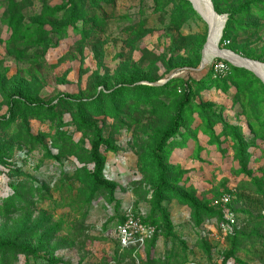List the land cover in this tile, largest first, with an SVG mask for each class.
Listing matches in <instances>:
<instances>
[{
  "label": "rangeland",
  "instance_id": "obj_1",
  "mask_svg": "<svg viewBox=\"0 0 264 264\" xmlns=\"http://www.w3.org/2000/svg\"><path fill=\"white\" fill-rule=\"evenodd\" d=\"M213 1L235 13L217 48L264 64V0ZM208 35L188 0H0V243L18 246L0 264H264V84L240 66L194 76ZM79 118L108 143L102 185ZM224 192L237 225L223 237L209 211ZM129 212L157 235L124 251Z\"/></svg>",
  "mask_w": 264,
  "mask_h": 264
},
{
  "label": "trees",
  "instance_id": "obj_2",
  "mask_svg": "<svg viewBox=\"0 0 264 264\" xmlns=\"http://www.w3.org/2000/svg\"><path fill=\"white\" fill-rule=\"evenodd\" d=\"M212 1V3H213V10L214 11H216V7H214V1L213 0H211ZM217 12V11H216ZM234 15H235V13H231L230 15H229V17H228V20H227V22H226V28L229 26V24L231 23V22H233L234 21V19H233V17H234ZM74 22V21H73ZM226 64H228V66L230 67V74L229 75H227V76H225V77H221V78H219V79H213L212 78V70H208V74L206 73L207 72V70H203V73H202V71L201 72H199L198 74L196 73H192V74H194V76H197V75H200V74H202V75H204L205 74V76L204 77H206V79L208 80V83H218L219 81H221V80H225V79H227V78H230L233 74H234V72L235 71H237V68H235V67H233V66H231L228 62H226V61H224ZM191 73V72H190ZM207 75V76H206ZM203 77V78H204ZM203 78H201V79H196V78H194L193 76L192 77H188L187 79H186V81H184V83L183 84H185V86H187V87H190V85H195V84H198L199 82H201L202 80H203ZM146 88V87H145ZM147 90H151V88H146ZM188 102H189V100H188V96L186 97V99L185 100H183V102L182 103H180L178 106H177V116H176V114H175V116H174V119H173V122H172V126L163 134V137L161 138V140H160V143H159V145H158V147H157V150H159V152H162V150H163V147H164V145L167 143V141L175 134V132L177 131V129L179 128V124H177V118H180V116H181V114H182V111H183V108L186 106V104H188ZM78 126L81 128V129H91V128H93V131H94V140L92 141V143H91V150H90V160H91V162L94 164V167H95V170H96V172H95V178H96V183L97 184H99V185H102V183L101 182H99L98 181V179H97V176H98V174L99 173H101L102 172V170H103V163H102V160H101V158H100V149L103 147V146H107V148H109V146H108V143L106 142V140L102 137V135H101V133H100V130H99V128L97 127V126H94V125H92V124H89V123H87L83 118H79V122H78ZM157 163H156V165H157V167H158V169L159 170H162V172L163 171H165V166H164V163L162 162V159L161 158H159L157 161H156ZM169 188H168V186H167V184H166V181H165V179L164 180H162L161 181V186H160V188H158V190H156V194H155V196L157 197V199H158V201L156 202V204H157V206L159 207V209H161L160 208V206H161V204H162V202H163V199H161V193H163L164 192V190L165 191H167ZM224 194H228L229 195V197H231V201L225 206V208H226V210H228L229 212H231V213H233V217H234V220H235V227H236V225H237V221H236V219H235V215H234V213H235V210H234V208L232 207V200H233V193H231V192H224ZM221 195H223V194H221ZM220 195V196H221ZM218 198H219V196H217ZM216 197V198H217ZM237 199H239V201H245V203L246 202H248L250 199L249 198H244L243 199V197H238V196H235ZM162 210V209H161ZM213 211H209V213H210V215H212V216H214V215H218V223H220V222H222L223 221V210L222 209H220V208H217V207H214L213 206V209H212ZM162 211H164V210H162ZM166 212L164 211V212H162V221H163V224H162V228L164 229V232H165V235L164 236H166V237H171L170 236V234H171V224H170V222L168 221V215L167 214H165ZM122 221V219L119 221V222H121ZM146 221V220H145ZM118 222V223H119ZM156 235H157V228L155 227V233H154V238L156 237ZM153 238V239H154ZM117 245H118V247H119V244H118V242H117ZM120 248V247H119ZM1 249H18V246H16L14 243H10V242H1L0 243V250ZM22 250H24V249H22ZM26 251V250H25ZM124 251H128V250H124ZM228 256H226L225 257V259H227L228 257H229V255H230V253H228L227 254ZM224 259V260H225Z\"/></svg>",
  "mask_w": 264,
  "mask_h": 264
},
{
  "label": "built area",
  "instance_id": "obj_3",
  "mask_svg": "<svg viewBox=\"0 0 264 264\" xmlns=\"http://www.w3.org/2000/svg\"><path fill=\"white\" fill-rule=\"evenodd\" d=\"M220 59L210 65L209 70H212V78L219 79L230 74V67ZM231 65V64H230ZM232 66V65H231ZM231 201L228 194L219 196L214 200L212 205L214 207L224 209L223 221L217 224L219 235L225 236L235 228V220L233 213L226 210L225 206ZM155 227L151 223H147L141 215L129 212L125 215L121 222L114 227V234L121 250H138L153 240ZM213 238H218V235L213 234Z\"/></svg>",
  "mask_w": 264,
  "mask_h": 264
},
{
  "label": "bare ground",
  "instance_id": "obj_4",
  "mask_svg": "<svg viewBox=\"0 0 264 264\" xmlns=\"http://www.w3.org/2000/svg\"><path fill=\"white\" fill-rule=\"evenodd\" d=\"M195 8L200 11V3L201 0H189ZM202 14L209 25V35L207 39V43L204 47V61H203V68L207 67V63L212 61L214 58L222 57L225 59H229L232 63L237 66L243 67V69L252 72L253 74L257 75L264 84V65L259 62L256 63H247L243 62L239 59H236L231 54L223 53L220 48H217V42L219 39L220 30L224 23V17H215L208 9Z\"/></svg>",
  "mask_w": 264,
  "mask_h": 264
},
{
  "label": "water",
  "instance_id": "obj_5",
  "mask_svg": "<svg viewBox=\"0 0 264 264\" xmlns=\"http://www.w3.org/2000/svg\"><path fill=\"white\" fill-rule=\"evenodd\" d=\"M189 1V0H188ZM195 7V6H194ZM200 8H201V10H200V12L202 13H204L205 11H206V9H208L215 17H218V15L216 14V12L213 10V6H212V3H211V1L210 0H201V3H200ZM226 21H227V17L226 16H224V23H223V26H222V28H221V30H220V34H221V31H222V29H223V27H224V25L226 24ZM220 34H219V36H220ZM207 39H208V37H207ZM206 43H207V41H206ZM206 43H205V45H206ZM205 45H204V47H205ZM204 49V48H203ZM205 50V49H204ZM223 53H227V54H231V55H233V57L234 58H236V59H239V60H241V61H243V62H247V63H256V62H254V61H251V60H248V59H245V58H243V57H241V56H239V55H237V54H234V53H232L231 51H229V50H226V49H220ZM203 54H204V52H203ZM219 58H221V59H225V58H222V57H219ZM225 60H227V62L228 63H230L233 67H239V66H237V65H235L234 63H232L231 61H229V59H225ZM204 61V60H203ZM262 64V63H261ZM262 65H264V64H262ZM200 69V70H199ZM199 69H196V70H191V72L192 73H195V72H201V71H203V70H205V69H203V62H202V66L199 68ZM246 70V69H245ZM248 71V70H247ZM260 80V79H259ZM261 81V80H260ZM262 82V81H261ZM263 83V82H262Z\"/></svg>",
  "mask_w": 264,
  "mask_h": 264
}]
</instances>
